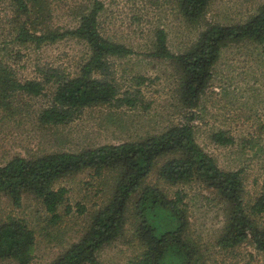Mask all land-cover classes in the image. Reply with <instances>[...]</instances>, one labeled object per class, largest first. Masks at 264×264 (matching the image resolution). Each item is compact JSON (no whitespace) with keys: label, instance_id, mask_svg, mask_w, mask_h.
<instances>
[{"label":"rangeland","instance_id":"rangeland-1","mask_svg":"<svg viewBox=\"0 0 264 264\" xmlns=\"http://www.w3.org/2000/svg\"><path fill=\"white\" fill-rule=\"evenodd\" d=\"M27 13L17 20L9 0H0V65L17 82L42 80L49 70L69 77L79 74L90 56L87 44L66 36L38 48L15 41L14 27L25 22L29 33L75 30L83 16L96 11L100 34L132 51L109 58L110 79L118 100L82 109L65 125H42L39 112L50 105L55 87L47 85L37 97L22 96L0 107V163L15 156L33 159L56 152H80L102 146L142 141L176 127L192 116L190 125L196 143L225 172L242 171L243 202L247 208L262 193L264 182V43H228L221 48L210 70L203 94L192 108L183 101L180 87L182 65L173 58L156 57V34L166 36L165 46L173 56H187L201 35L211 27L230 28L246 24L264 0H211L201 17L191 22L180 12L179 0H25ZM99 77V75H95ZM223 132L228 145L213 141ZM162 161V160H161ZM160 161V162H161ZM83 172L61 178L67 189L59 210L61 220L53 225L35 200L24 196L20 207L0 197V224L7 218L22 221L35 235L30 264H50L77 243L91 216L111 198L112 173L95 176ZM144 185H155L170 199L179 191L185 210L186 232L199 245L198 264H264V252L247 243L235 254L217 251L216 237L225 222L227 204L211 188L198 181L171 186L153 172ZM135 198L127 203L123 234L97 253L100 264H135L143 247L137 238L141 223L135 216ZM80 204L85 213L78 215ZM71 212L65 215V208ZM247 210V209H246ZM248 211V210H247ZM264 227V216L259 218ZM138 226V227H137ZM11 262H0L10 264Z\"/></svg>","mask_w":264,"mask_h":264},{"label":"trees","instance_id":"trees-1","mask_svg":"<svg viewBox=\"0 0 264 264\" xmlns=\"http://www.w3.org/2000/svg\"><path fill=\"white\" fill-rule=\"evenodd\" d=\"M9 1L16 11L13 20L27 13L25 0ZM210 1L179 0L180 12L184 18L195 22ZM100 7L98 4L83 16L75 30L62 33L47 31L36 36L29 33L25 22H17L14 40L21 45L31 43L38 48L66 36H76L87 44L90 56L75 77L49 70L41 74L42 80L17 82L7 76L0 65V107L22 96H40L47 85H53L50 105L39 112L37 119L42 125L56 126L70 123L84 108L119 101L117 88L109 77V58L124 57L132 51L100 34L96 24V11ZM165 41L164 32L159 30L153 55L173 58L182 65L184 80L180 91L184 103L192 108L203 94L211 67L223 46L241 41L264 43V4L244 25L208 28L190 55L173 57ZM191 120L192 116L183 124L142 141L76 153L56 152L33 159L15 156L0 163V197H7L13 206L20 207L24 196H28L38 202L55 225L61 220L59 210L66 202L67 189L57 186L61 178L83 172H93L95 176L112 173L110 200L91 216L80 240L50 264H100L99 250L116 241L125 230L127 203L132 198H135V216L141 223L137 240L143 247L135 264H198L202 252L186 232L180 192H174L169 199L157 186L144 185L155 172L158 180L171 186L198 181L213 189L227 204L224 226L216 237L217 251L232 255L241 246L252 243L256 250L264 252V227L259 222L264 216V182L261 195L246 208L242 171H222L196 143ZM213 141L219 145L231 143L223 132L215 133ZM64 211L68 215L71 208ZM75 211L82 215L85 208L78 204ZM34 247V232L22 221L9 217L0 224V262L30 264Z\"/></svg>","mask_w":264,"mask_h":264}]
</instances>
